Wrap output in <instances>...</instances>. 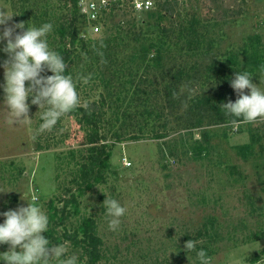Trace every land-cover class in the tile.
<instances>
[{"label": "rangeland", "instance_id": "obj_1", "mask_svg": "<svg viewBox=\"0 0 264 264\" xmlns=\"http://www.w3.org/2000/svg\"><path fill=\"white\" fill-rule=\"evenodd\" d=\"M153 1L149 12L135 11L132 0L80 1V43H116L111 52L115 61L82 53L76 65L78 75L95 76L83 84L94 95L91 99L103 93L111 101L107 118L112 122L106 131L135 134L146 125L148 137L158 131L163 138L117 144L107 183L82 198L79 215L97 221L105 253L100 264H198L195 250H184V236L205 229L208 233L196 247H208L210 264H264V118L233 127L213 123L208 112L200 126L192 127L197 115L188 110L199 94L235 101L237 93L227 83L230 67L247 68L256 84V77L264 80V0H171L165 11L163 0ZM92 2L102 19L97 32L87 20ZM67 7L56 0H0V16L12 15L7 26H38L70 19ZM194 20L196 31L191 34L186 29ZM118 27L125 32L117 35ZM134 35L138 41L132 40ZM194 40L199 41L197 50H187ZM4 59L6 54L0 53V62ZM124 61L127 66L122 68ZM179 71L182 79L177 82L174 74ZM167 85L176 86L173 107ZM136 87L152 91V109L161 115L159 120L141 115L143 102L137 98L147 95L133 94ZM2 100L0 90V213L29 199L48 215L51 201L69 185L74 163L87 149L85 132L66 118L34 134L37 106L30 105V123L12 125ZM257 136L262 140L253 144ZM105 194L126 208L116 231L107 226ZM8 247L0 245V252ZM68 247L72 252L69 242ZM255 254L261 258L252 263Z\"/></svg>", "mask_w": 264, "mask_h": 264}, {"label": "clouds", "instance_id": "obj_2", "mask_svg": "<svg viewBox=\"0 0 264 264\" xmlns=\"http://www.w3.org/2000/svg\"><path fill=\"white\" fill-rule=\"evenodd\" d=\"M11 16H0V41H3L0 53L6 54V59L0 62V68L3 69V83L0 84L2 104L5 106L3 110L8 113L9 124H28L32 120L29 117L30 105H36L39 123L34 134H39L51 130L65 114L81 104L77 83L88 84L91 74L79 75L76 79L67 74L63 56L49 46L47 37L53 30L50 21L38 26L25 25L24 22L7 26ZM45 70L51 74L42 75ZM261 76H264V71ZM253 77L245 68L234 71L229 81L237 98L219 107L230 118L229 123L233 127L264 118V80L256 77L259 81L256 84ZM245 89L248 90L247 94ZM27 201L24 206L0 213L3 217L0 222V245L9 246L6 251L0 252V262L81 264L80 257L69 251L68 241L53 243L48 236L43 235L48 232V215L39 204L29 199ZM103 206L108 229L118 230L126 208L106 194ZM197 243L196 240L187 239L184 250L186 253L195 250L198 264H210L211 257L206 250L196 249Z\"/></svg>", "mask_w": 264, "mask_h": 264}, {"label": "trees", "instance_id": "obj_3", "mask_svg": "<svg viewBox=\"0 0 264 264\" xmlns=\"http://www.w3.org/2000/svg\"><path fill=\"white\" fill-rule=\"evenodd\" d=\"M62 2L64 6H68L72 17L66 21H59L53 24V30L48 34L49 46L54 50L58 51L66 62L67 74L73 76L76 79L78 75V69L76 65L82 58V53L93 55L96 60L102 58L105 61H115V53H111L116 43L115 41L104 40L102 42H95L91 44L80 43V28L78 26L80 17V1L81 0H56ZM173 2L171 0H163L161 4L162 10H169ZM149 12V11H148ZM84 16V15H83ZM44 18L45 15L42 14ZM45 19V18H44ZM47 20V18H46ZM102 21V19H100ZM196 21L191 22V25L187 31L195 33L196 29L194 24ZM133 26L127 32H133ZM125 32L122 27H118L117 35ZM189 33V35H190ZM132 40L138 41L139 36L134 35ZM199 41L194 40L188 42L187 50H197ZM255 51L256 49L253 48ZM256 53V52H254ZM127 65L125 61L122 64V68ZM237 67H230L227 83L233 78L234 71H239ZM243 70V69H241ZM50 72L45 70L42 75H50ZM176 81L182 79V71L174 74ZM95 77V76H93ZM91 76V79H93ZM90 79V80H91ZM168 93L167 100L170 106L173 107L176 102L175 91L176 86L167 85ZM77 91L80 97L81 104L71 112L65 114L56 125L60 124L64 119H74L76 125H78L85 132V144L87 149L80 155L79 161L74 163V172L70 183L59 197H56L51 201L50 208L48 210L49 227L48 232L43 233L53 243H59L62 241H68L71 246L72 252L79 253L78 257L81 259L82 264H100L105 259L104 243L98 232L97 221L91 216H81V200L84 198L92 189L99 185L107 183V173L110 169V159L113 148L123 142H139L146 139H161L163 134L155 129H151V136L145 134L146 125H140L138 132L135 134H127L123 131H114L108 134L107 126L111 124V120L107 118V108L111 107V101L108 96L103 93H98V98L91 99L94 95L84 89L83 84L77 83ZM136 92L144 93L147 95L143 98L138 97L137 100L142 101V113L141 115H148L149 119L159 120L161 115H158L153 111L152 108V91L147 92L146 90H140L136 87L133 94ZM158 92V90H156ZM111 96L110 93H108ZM177 102L179 100L177 99ZM227 102V98L224 95H218L215 100L210 95L199 94L191 99L189 102V115L196 114L197 117L192 119L190 126L197 127L202 124V118L208 112H212V122L215 124L229 123V117L224 114V110L219 106L222 103ZM181 103V102H179ZM86 105V106H85ZM155 110V109H154ZM129 117L125 113V118ZM125 118H121V124L124 128L126 125ZM119 120V118L117 119ZM124 122V123H123ZM252 143H259L262 138L252 137ZM71 159H73V152L70 153ZM75 219V223L71 224L69 221ZM70 225V226H68ZM208 233L204 231H198L195 236L185 235L184 240L193 239L200 240ZM197 249H204L211 256V252L208 250L206 245L197 246ZM261 254H255L250 260L252 263H256L260 260Z\"/></svg>", "mask_w": 264, "mask_h": 264}, {"label": "built area", "instance_id": "obj_4", "mask_svg": "<svg viewBox=\"0 0 264 264\" xmlns=\"http://www.w3.org/2000/svg\"><path fill=\"white\" fill-rule=\"evenodd\" d=\"M211 1V0H208ZM155 2L153 0H132V7L135 11L148 12L153 9ZM87 20L92 24L94 31L100 30V14L95 3L87 5Z\"/></svg>", "mask_w": 264, "mask_h": 264}]
</instances>
